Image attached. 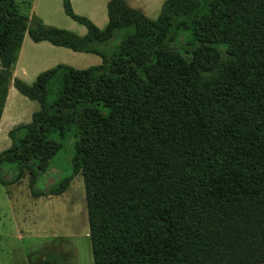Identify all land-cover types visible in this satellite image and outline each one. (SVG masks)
I'll return each instance as SVG.
<instances>
[{
  "label": "trees",
  "instance_id": "obj_1",
  "mask_svg": "<svg viewBox=\"0 0 264 264\" xmlns=\"http://www.w3.org/2000/svg\"><path fill=\"white\" fill-rule=\"evenodd\" d=\"M63 7L85 37L0 0V124L12 83L40 104L9 132L0 182L5 166L40 176L73 135L72 176L32 193L82 174L93 264H264V0H166L157 20L111 0L103 30ZM26 33L103 64L28 84L12 71Z\"/></svg>",
  "mask_w": 264,
  "mask_h": 264
},
{
  "label": "rangeland",
  "instance_id": "obj_2",
  "mask_svg": "<svg viewBox=\"0 0 264 264\" xmlns=\"http://www.w3.org/2000/svg\"><path fill=\"white\" fill-rule=\"evenodd\" d=\"M15 1L25 11V0ZM76 1V8L85 17L97 10L101 3V0ZM104 7L107 14V5ZM40 9L50 16L57 28L78 36L87 31L85 26L65 14L63 0H41ZM34 15L39 17L32 14ZM120 37L118 33L109 47L116 48L121 41ZM189 38V34H182L179 43L184 44ZM33 45L38 46L28 34L23 55L13 72L16 78L28 84H33L38 75L44 72L42 68L56 63L44 62L49 54L43 51L37 53ZM10 89L0 124V154L12 145L9 132L20 124L30 123L33 114L40 110V104L20 94L13 83ZM76 144L77 139L72 135L55 157L38 162L36 166L40 168V176H32V167H28L20 179L15 181L21 170L14 166L4 167L3 177L12 183L4 185L0 182V264H44L46 260L93 264L82 174L73 178L70 188L62 196L35 197L32 193L33 189L45 190L72 176V158Z\"/></svg>",
  "mask_w": 264,
  "mask_h": 264
},
{
  "label": "crops",
  "instance_id": "obj_3",
  "mask_svg": "<svg viewBox=\"0 0 264 264\" xmlns=\"http://www.w3.org/2000/svg\"><path fill=\"white\" fill-rule=\"evenodd\" d=\"M111 0H101L100 6L92 12L91 15H87L86 18L91 20L99 29L103 30L106 28V26L109 23L108 18V10L107 14L105 13V5L108 6L109 2ZM127 4L137 10L142 11L148 18L152 20H157L162 12V6L166 0H125ZM75 2L76 0H71V4L73 7L74 12L82 17L84 14L79 13L78 9L76 8ZM40 3L41 0H25L24 5L26 7L25 11L21 12L27 16H32V14L38 15L45 26L48 27H55L57 26L51 19L50 16L46 14V12H42L40 9ZM96 12V13H95ZM157 16V17H156ZM97 22H101V24H98ZM81 25V24H80ZM58 27V26H57ZM56 27V28H57ZM87 30V28H86ZM88 34V30L85 32L80 33L81 37H85ZM28 33L25 34L24 40L22 42L21 47L19 48L16 56V61L13 64V72L15 70V66L18 65L21 56L23 55V47L26 41ZM35 43V42H34ZM34 48H36V52H47L49 54V57L44 61L47 64L55 61L56 63H52L49 67H44L42 70L46 71L49 70L59 64H65L68 66H71L78 70H84L89 69L91 67L100 66L103 64V59L95 54H86V53H77L70 49L62 48V47H55L49 42H41V43H35ZM63 58V59H59ZM56 60H64V61H56ZM24 68V67H23ZM43 72V71H42ZM11 90V89H10ZM10 92V91H9ZM8 100V99H7ZM7 104V102H6ZM6 108V106H5ZM5 111V109H4ZM4 115V113H3ZM3 118V116H2ZM2 121V120H1ZM17 123V122H16ZM22 125V124H20ZM19 126V125H18Z\"/></svg>",
  "mask_w": 264,
  "mask_h": 264
}]
</instances>
